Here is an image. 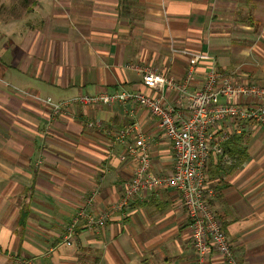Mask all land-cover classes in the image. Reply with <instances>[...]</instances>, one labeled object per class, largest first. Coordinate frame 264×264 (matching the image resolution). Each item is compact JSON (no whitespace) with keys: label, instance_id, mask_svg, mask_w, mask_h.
<instances>
[{"label":"crops","instance_id":"0c3cea01","mask_svg":"<svg viewBox=\"0 0 264 264\" xmlns=\"http://www.w3.org/2000/svg\"><path fill=\"white\" fill-rule=\"evenodd\" d=\"M178 49L205 55L189 91L212 65L235 82L264 85V0H0V264H199L176 189L142 191L118 206L136 167L128 146L147 144L154 173L173 169L157 117L131 102L53 114L15 89L56 102L162 93L185 117L178 89L142 81L145 68L185 78L188 56ZM127 127L124 141L114 140ZM223 129L233 130L223 122L211 131ZM221 146L206 165L211 206L235 264H264V124L244 123ZM90 196L86 210L114 206L110 219L80 223L66 242V225ZM204 264L228 263L212 251Z\"/></svg>","mask_w":264,"mask_h":264},{"label":"built area","instance_id":"2783aa9c","mask_svg":"<svg viewBox=\"0 0 264 264\" xmlns=\"http://www.w3.org/2000/svg\"><path fill=\"white\" fill-rule=\"evenodd\" d=\"M177 51L188 56L189 70L185 78L175 82L153 69L145 68L142 81L144 85L159 91L164 84L178 89L188 101L189 114L185 117L175 108L166 105L162 93L150 96L140 91L122 90L112 93L79 94L56 102L50 97L41 98L37 94L15 89L37 102L48 105L53 114L76 104L100 106L114 102H131L149 110L157 117L164 135L171 143L173 169L166 174L154 173L151 170L147 144L142 141L137 147L128 146L127 153L134 155L136 167L124 186L118 206L127 205L142 191L176 189L180 193L181 204L188 218L192 246L197 254L198 263H206L213 251L220 254L228 264H235L230 243L210 203L212 191L205 187L206 165L212 153L222 152V141L227 140L232 132L241 133L244 123L253 120L264 124V85L252 81L235 82L212 65L207 70L201 87L189 91L194 66L205 55L185 49ZM223 122L231 124L232 132L230 129H223L219 134L213 135L211 129ZM91 124L97 123L89 122V125ZM130 129V127L119 129L114 134V140L124 141ZM121 157L125 158L126 155L122 154ZM92 198V196L87 198L85 204L78 208L75 216L66 225V242L80 223L91 229L94 225H103L110 219L114 206L94 214L86 210Z\"/></svg>","mask_w":264,"mask_h":264}]
</instances>
